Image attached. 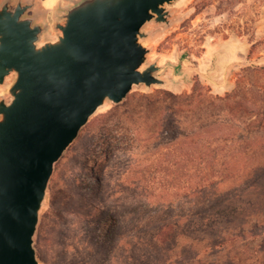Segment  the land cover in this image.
I'll use <instances>...</instances> for the list:
<instances>
[{
  "label": "trees",
  "instance_id": "obj_1",
  "mask_svg": "<svg viewBox=\"0 0 264 264\" xmlns=\"http://www.w3.org/2000/svg\"><path fill=\"white\" fill-rule=\"evenodd\" d=\"M254 69L264 74V64ZM248 85L238 82L218 96L197 82L190 92L129 93L114 105L112 110H121L114 128L160 157L140 164L129 202L102 198L93 214L87 211L78 239L97 244L91 250L95 262L108 259L127 222L149 217L158 224L157 237L176 227V246L151 254V260L129 252L121 263L264 264V85ZM152 167L155 174L148 178L145 170ZM160 175L176 176V188H157ZM55 256L53 264H78L66 262V248Z\"/></svg>",
  "mask_w": 264,
  "mask_h": 264
},
{
  "label": "water",
  "instance_id": "obj_2",
  "mask_svg": "<svg viewBox=\"0 0 264 264\" xmlns=\"http://www.w3.org/2000/svg\"><path fill=\"white\" fill-rule=\"evenodd\" d=\"M175 0H73L43 36L32 5H0V264H39L33 236L54 164L106 102L133 85H164L168 67L145 65L146 23L170 26ZM9 97V101H6Z\"/></svg>",
  "mask_w": 264,
  "mask_h": 264
},
{
  "label": "rangeland",
  "instance_id": "obj_3",
  "mask_svg": "<svg viewBox=\"0 0 264 264\" xmlns=\"http://www.w3.org/2000/svg\"><path fill=\"white\" fill-rule=\"evenodd\" d=\"M4 1L0 0V5ZM9 1L15 4L20 0ZM72 2L22 0V4H33L34 11L41 14L43 36L57 33L54 24ZM166 8L172 13L170 26L150 22L142 27L148 32L142 42L150 48L145 65L169 63L176 68L168 67L161 75L164 85L154 84L149 88L133 85L130 93L160 89L190 92L198 82L211 94L223 96L238 82L247 86L264 85V74L254 69L264 64V0H175ZM13 78L10 74L0 84V98ZM9 99L6 97V101ZM113 107L111 102L100 106L54 164L33 236L39 264H53L61 248L67 249L66 262L110 264L112 258L113 263L123 264L122 257L129 252L149 254L151 260V254H162L169 246H176V227L164 228L157 237L158 224L149 217L125 223L106 262L94 261L91 250L97 248L95 242L78 239L84 230L87 211L93 214V206L100 204L102 198L111 204L129 202L136 193L140 164L144 166V162L160 157L132 144L130 132L114 128L112 123L121 110H112ZM121 118L127 120L125 115ZM153 169L145 170L146 177L155 174ZM97 180L100 185L92 187ZM157 182L161 184L157 188L167 183L176 188V176L160 175ZM148 184L155 185L149 180ZM171 201L175 208L172 212H176V198ZM76 247L77 253L71 255Z\"/></svg>",
  "mask_w": 264,
  "mask_h": 264
},
{
  "label": "flooded vegetation",
  "instance_id": "obj_4",
  "mask_svg": "<svg viewBox=\"0 0 264 264\" xmlns=\"http://www.w3.org/2000/svg\"><path fill=\"white\" fill-rule=\"evenodd\" d=\"M17 3H18V2H17ZM17 3L14 4L13 2L9 1V2L7 3V7H8L9 9H13V8L17 5ZM31 5H32V4H31ZM22 16H23V17H30V16H31V13L28 12V11H26V12L23 13ZM32 24H39V23H37L36 21H33ZM39 25H40V24H39Z\"/></svg>",
  "mask_w": 264,
  "mask_h": 264
},
{
  "label": "crops",
  "instance_id": "obj_5",
  "mask_svg": "<svg viewBox=\"0 0 264 264\" xmlns=\"http://www.w3.org/2000/svg\"><path fill=\"white\" fill-rule=\"evenodd\" d=\"M32 9L31 10H29V11H31V16L30 17H33L34 16V14H38V18H36L34 21H36L37 23H39L40 25L41 24H43L42 23V19H41V14L39 13V12H35L34 11V9H35V6L32 4Z\"/></svg>",
  "mask_w": 264,
  "mask_h": 264
}]
</instances>
